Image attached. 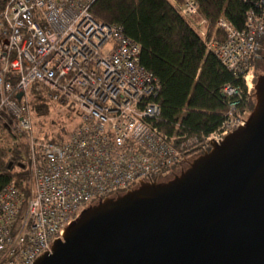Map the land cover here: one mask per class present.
<instances>
[{
  "label": "built area",
  "instance_id": "obj_1",
  "mask_svg": "<svg viewBox=\"0 0 264 264\" xmlns=\"http://www.w3.org/2000/svg\"><path fill=\"white\" fill-rule=\"evenodd\" d=\"M95 1L9 0L0 12V117L9 116L14 132L26 140L29 170L26 192L14 184L0 192V264H34L83 210L141 182L171 176L192 151L220 144L250 114L264 0L259 14H247L244 30L221 17V38L209 33L196 0H170L244 85L223 87L225 117L201 139L154 126L161 116L160 82L142 65L139 42L121 25L94 19ZM34 86L44 90L52 113L73 119L61 143L35 135L47 116L31 110Z\"/></svg>",
  "mask_w": 264,
  "mask_h": 264
},
{
  "label": "water",
  "instance_id": "obj_2",
  "mask_svg": "<svg viewBox=\"0 0 264 264\" xmlns=\"http://www.w3.org/2000/svg\"><path fill=\"white\" fill-rule=\"evenodd\" d=\"M254 91L220 144L170 180L92 204L34 264H264V73Z\"/></svg>",
  "mask_w": 264,
  "mask_h": 264
},
{
  "label": "trees",
  "instance_id": "obj_3",
  "mask_svg": "<svg viewBox=\"0 0 264 264\" xmlns=\"http://www.w3.org/2000/svg\"><path fill=\"white\" fill-rule=\"evenodd\" d=\"M8 1L0 0V12ZM260 1L196 0L201 17L208 22L209 33H215L218 38L223 36L216 27L221 17L236 29L244 30L247 14L251 11L260 13ZM177 2L181 3V0ZM90 11L96 21L121 25L127 36L141 44V63L161 85L156 98L161 116L154 121V126L168 135L199 139L220 126L227 111L223 87L227 84L244 87L243 81L207 49L190 21L181 16L170 0H96ZM259 42L261 49L263 36ZM257 55L253 63L258 69ZM257 79L258 76L255 83ZM254 92L248 102L250 112L255 105ZM30 104L35 116H44L52 109L44 90L37 86L32 89ZM45 122L38 124L35 135L39 140L61 143L66 139L69 129L64 127L65 124L53 119L46 127ZM12 125L9 116L0 117V192L8 184L26 192L29 170L24 153L27 148L15 143ZM201 154L203 152H191L192 157ZM183 166H174L170 177L179 173Z\"/></svg>",
  "mask_w": 264,
  "mask_h": 264
},
{
  "label": "rangeland",
  "instance_id": "obj_4",
  "mask_svg": "<svg viewBox=\"0 0 264 264\" xmlns=\"http://www.w3.org/2000/svg\"><path fill=\"white\" fill-rule=\"evenodd\" d=\"M262 45V44H261ZM260 63H262L261 61H258V65L260 64ZM254 64V63H253ZM260 66V65H259ZM259 66H258V69L254 66V72H253V74H254V80H255V77H257V74H262V73H264V68H263V66L262 67H260L259 68ZM258 72V73H257ZM255 82V81H254ZM45 116H47V118L44 120V121H46L45 122V124H46V127H48V124H49V122L51 121V120H53V119H56L57 120V122H61V123H63V126H64V124H65V126L64 127H66V129H71V127H72V125H73V119H72V117L70 118L68 115H67V113H64L63 115H58V114H55V113H52V111H50L48 114H46ZM68 116V117H67ZM11 131H12V133H13V135H15V143L17 144V145H20L22 148L24 147V146H26V148H27V145H26V140L21 136V135H19V136H17V134L14 132V130H13V125H12V128H11ZM28 152V148H27V151L25 152V153H27ZM24 153V154H25ZM190 158H195V157H189L188 159H187V161L188 160H190ZM192 159V160H193ZM187 161H186V163L184 164V166H183V168L184 167H187L188 166V163H187ZM180 170V169H179ZM180 173V172H179ZM178 174V173H177ZM169 178H172V177H170L169 176ZM159 181H163V179H161V180H159Z\"/></svg>",
  "mask_w": 264,
  "mask_h": 264
},
{
  "label": "flooded vegetation",
  "instance_id": "obj_5",
  "mask_svg": "<svg viewBox=\"0 0 264 264\" xmlns=\"http://www.w3.org/2000/svg\"><path fill=\"white\" fill-rule=\"evenodd\" d=\"M263 43H262V45H261V49H260V52H259V54L257 55V59H258V61H261L262 63H260L259 65V68L260 67H262L263 66V68H264V32H263ZM264 70V69H263ZM258 73V72H257ZM263 74V73H262ZM261 74L259 73V74H257V76H260ZM192 159L193 158H190V160H188L187 161V163L189 164L190 162H192ZM174 176H172V178H173ZM172 178H169V177H167V178H163V181H167V180H170V179H172Z\"/></svg>",
  "mask_w": 264,
  "mask_h": 264
}]
</instances>
